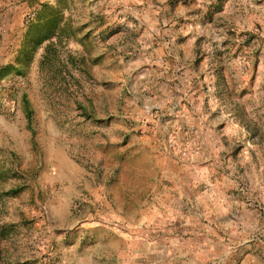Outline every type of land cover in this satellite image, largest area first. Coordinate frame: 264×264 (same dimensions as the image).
I'll use <instances>...</instances> for the list:
<instances>
[{"label": "rangeland", "instance_id": "obj_1", "mask_svg": "<svg viewBox=\"0 0 264 264\" xmlns=\"http://www.w3.org/2000/svg\"><path fill=\"white\" fill-rule=\"evenodd\" d=\"M32 3L0 57V264H139L179 186L264 264V0Z\"/></svg>", "mask_w": 264, "mask_h": 264}, {"label": "crops", "instance_id": "obj_2", "mask_svg": "<svg viewBox=\"0 0 264 264\" xmlns=\"http://www.w3.org/2000/svg\"><path fill=\"white\" fill-rule=\"evenodd\" d=\"M32 1L0 0V57L4 48L7 49L12 44L15 34L24 31L26 17L35 9ZM172 191L177 194L168 199L170 211L165 214L164 219L156 217L158 222L164 221V225L159 224L161 228L159 226L155 229L164 231V238L152 240L148 245L142 246L148 249L147 253H141L137 258L142 259L139 264H222L225 261L226 264H231L236 257L237 248L241 249L246 242L237 239L246 234L245 224L239 226L241 219H237L231 211L221 215L206 212L203 205L205 201L202 200L200 210L194 206L184 208L185 204H197L198 200L185 195L188 190L183 186ZM249 256L248 251L244 261Z\"/></svg>", "mask_w": 264, "mask_h": 264}]
</instances>
